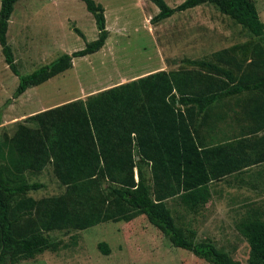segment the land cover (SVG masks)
I'll return each instance as SVG.
<instances>
[{"label":"trees","instance_id":"trees-1","mask_svg":"<svg viewBox=\"0 0 264 264\" xmlns=\"http://www.w3.org/2000/svg\"><path fill=\"white\" fill-rule=\"evenodd\" d=\"M16 0H0V52L17 77L12 97L72 66V58L98 51L108 35L102 6L81 0L94 20L96 37L80 49L22 74L6 41ZM157 7L156 23L176 11L209 3L246 28L255 38L246 64L231 48L213 52L212 60L187 59L193 68L157 70L28 115L0 137V264H14L59 245L52 230H82L98 223L127 222L143 215L174 247L208 264H243L195 231L178 226L165 200L177 196L193 213L208 202L209 185L225 175L264 161L263 23L252 0H183ZM73 30L81 35L80 30ZM236 73H238L236 77ZM246 94L243 114L250 118V138L206 146L198 138L213 104ZM238 98H236L237 102ZM9 102V100L7 101ZM238 103V102H237ZM261 131L260 135L257 133ZM48 169L62 189L57 194L28 175ZM135 172V175H134ZM234 227L245 239V264H264V199L251 204ZM106 255L104 241L97 243Z\"/></svg>","mask_w":264,"mask_h":264},{"label":"rangeland","instance_id":"rangeland-1","mask_svg":"<svg viewBox=\"0 0 264 264\" xmlns=\"http://www.w3.org/2000/svg\"><path fill=\"white\" fill-rule=\"evenodd\" d=\"M94 1L107 16L104 15L108 30L104 45L92 54L72 58L70 68L28 87L18 98L12 97L17 77L0 52V137L2 130L10 135L15 123L39 110V105L75 94L88 96L157 70L193 68L185 60H212L213 52L222 48L233 46V54L243 64L252 56L250 47L255 38L212 4L202 3L150 23V17L142 15L146 6L137 7L134 0ZM181 1L164 0L169 7ZM252 1L263 23L264 37V0ZM96 32L93 17L81 0H16L7 22L6 41L18 71L26 74L61 53L82 48L96 37ZM262 47L264 50V41ZM14 98L17 99L12 102ZM13 108L22 113L13 114ZM51 177L46 172L41 180L47 184L48 193L57 194L62 189ZM243 178L252 185L238 188V192L236 186H228L225 196L211 182L213 196L197 213L185 208L177 196L165 203L178 226L193 229L196 238L211 240L231 258L245 264L248 246L234 223L245 215L248 203L264 199V171ZM254 184H258L257 188ZM48 234L59 240L56 250H45L14 264H208L190 251L172 246L143 215L127 222L108 221L82 230H52ZM99 241L107 244L108 254L98 250Z\"/></svg>","mask_w":264,"mask_h":264},{"label":"crops","instance_id":"crops-1","mask_svg":"<svg viewBox=\"0 0 264 264\" xmlns=\"http://www.w3.org/2000/svg\"><path fill=\"white\" fill-rule=\"evenodd\" d=\"M134 5L137 7H139V6L141 7L142 5L146 6L147 11L146 12L142 11L143 12L142 15L146 19H147V17L148 18L151 17L150 14H152V13L155 14L157 12V9L156 10L153 9L154 6H153V4H151V2H143V0H134ZM194 7H196V6H194ZM194 7H191L188 9H193ZM103 12H104L103 15L106 16V12L104 9H103ZM117 14L118 13H115V15H117ZM104 19H106V18H104ZM24 92L22 94H24ZM90 94H92V93H90ZM90 94H88V95H90ZM19 96L20 95H18L17 98ZM86 96L77 97V95L75 94L71 97L63 98V99H60L58 101H52V102H49L45 105H39V110H37V111H41V110H44V109H47V108H50V107L71 101V100H75V99L84 100L86 98ZM245 96H246V94H238V95H234L231 97H225V98L220 99V101H218L217 103L213 104L214 105L213 108L211 110H209V112H207V114H206L207 115L206 120L201 124V128H200V131L198 133L199 140H201L204 144H206V146H212V145H217V144H221V143H225V142L234 141V140L241 139L244 137L250 138V135H247L248 134L247 132H248V127H250L252 125V121L250 118H247L242 112L243 109L244 110L248 109L247 107L244 108V105H247V103L245 102ZM17 98H14L12 100V102H14L15 99H17ZM236 98H238V100H237L238 103L235 102ZM228 99L229 100L232 99V102L230 103ZM36 108H38V107H36ZM11 110H12V112L14 111L13 114H15V115L16 114L19 115L22 113L19 111H17L18 112L17 113L15 108H13ZM9 113H11V112H9ZM0 127H1V125H0ZM3 132L4 131L2 130L1 133H3ZM260 134H261V131H259L257 133V135H260ZM262 171H264V161L257 163V164H254V165H251V166H248V167H245V168H242L239 171H235V172L230 173L228 175H225L223 178H221V179L217 180V182H213V183L216 184V187L219 190L220 194L225 196L226 193L228 192V190L226 189L228 186H236L237 187L236 192H238V188L245 189L247 186L252 185V182L250 183V181L244 179L243 176H248L249 174L260 175V172H262ZM46 172L48 173L49 170L43 169L38 174L28 175L27 178L29 181H31V180L42 181L41 178L43 177V175ZM51 178L53 179V177H51ZM222 182H223V184L219 185ZM263 183H261V184H263ZM240 184H241V187H239ZM261 184H259V185H261ZM254 185L257 188L258 184H254ZM41 190H43V191H41ZM44 191H45V193L48 192L47 191V184H45V188H41L40 190L28 191V195H30L34 198H37V197H39L40 193H43ZM209 191L211 192L210 187H209ZM210 196H213V195L210 193ZM251 204H253V203H248V206ZM248 206H246V207H248Z\"/></svg>","mask_w":264,"mask_h":264}]
</instances>
